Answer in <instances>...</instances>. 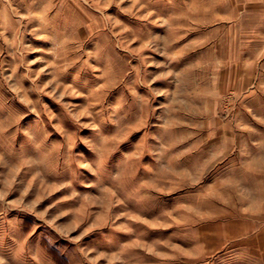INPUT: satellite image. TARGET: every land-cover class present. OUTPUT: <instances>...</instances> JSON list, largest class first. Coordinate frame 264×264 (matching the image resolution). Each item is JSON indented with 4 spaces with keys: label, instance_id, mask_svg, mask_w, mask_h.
Instances as JSON below:
<instances>
[{
    "label": "rangeland",
    "instance_id": "rangeland-1",
    "mask_svg": "<svg viewBox=\"0 0 264 264\" xmlns=\"http://www.w3.org/2000/svg\"><path fill=\"white\" fill-rule=\"evenodd\" d=\"M0 264H264V0H0Z\"/></svg>",
    "mask_w": 264,
    "mask_h": 264
}]
</instances>
